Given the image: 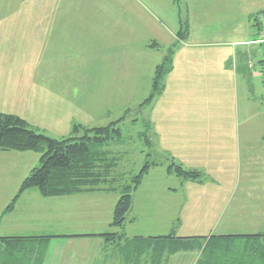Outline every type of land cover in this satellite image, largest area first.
Listing matches in <instances>:
<instances>
[{"label":"rangeland","instance_id":"obj_1","mask_svg":"<svg viewBox=\"0 0 264 264\" xmlns=\"http://www.w3.org/2000/svg\"><path fill=\"white\" fill-rule=\"evenodd\" d=\"M57 1L59 0H0V79L16 83L13 84L15 87L22 85L19 83L28 85L22 94L14 93L5 98L2 110L15 113L38 129V132L56 140L69 138L75 125L93 129L117 122L114 128H121L122 138L111 142L104 149L118 159V172L127 174L119 182L121 187L128 184L131 177L137 175L146 162H163L167 156L165 151L167 142L165 144L164 141L163 145L158 138L157 142L154 141L153 145H149L145 139L140 138L142 132L149 130L147 122L151 124V120L153 127L149 132L153 138L157 131V120L152 119L151 111L157 106L159 98L152 105L140 108V105L151 95L157 67L171 53L174 68V64L185 54L184 50L187 48L184 47L194 42L201 35L202 29L208 30L212 41L217 43L223 40L227 42L242 40L250 33L256 35L258 33L256 17L264 11V0H188L190 6L198 11L197 15H194L196 17L194 25L190 7L184 4L186 2H183L184 0L178 4L179 10L177 4L169 3L155 7V9L144 7L139 11L136 9L132 20L131 9L128 6V1L132 2V0H79L81 3L76 15L94 18L96 24L83 21L78 23L79 25L72 26L69 25L70 21L64 18L73 9L59 7L56 5ZM54 17L58 20H54ZM179 20H182V25H186L189 31L182 41L179 38L174 40L172 35L176 32L178 37L181 25H179ZM192 30H194L193 33ZM123 34H125L124 38L121 37ZM190 35L193 36L191 39ZM252 35L250 40L253 39ZM100 37L103 39L102 42L98 40ZM156 40H159L162 45L158 43V50L148 46ZM87 42L92 45V49H86L85 43ZM108 44L110 49H108ZM262 47V45L255 46L258 49ZM213 48L201 49L206 54L203 58L207 66L210 63L209 54ZM179 50L180 52L183 50L180 59L176 57ZM248 57V62L251 64H255L259 59V55L254 57L248 55ZM186 60L189 63L191 61L189 58ZM222 64L230 67L225 64L224 60ZM177 67H179L178 63ZM2 68L5 69V73H2ZM224 74L227 77V73ZM230 76L229 73L228 78ZM261 78H263L262 73H260ZM163 83L165 87L169 85V75L164 78ZM258 84L260 86V82ZM258 90L261 88L254 87V92ZM202 91L200 92V112L227 113L230 114L233 122L237 120V110L241 113L243 103L242 99H235V92L229 96L231 88L224 89L221 92L222 97L218 96L212 85L203 87ZM238 92L239 97L242 98L241 85ZM218 97L221 104H212L215 100L218 101ZM223 97H234V99L226 100ZM121 119L123 120L119 121ZM211 126L215 128V131L208 133L206 126L203 137L205 139L210 136L214 137V147H191L195 155L198 156L206 150L213 149V152L220 150V147H217L220 138L230 142L229 137L233 136L230 127L226 131L218 129L220 123H217V120H213ZM192 140L193 137H191ZM204 145L210 146V143L204 140ZM24 153H30L31 171L41 166L40 161L34 165L39 154ZM167 177L162 166L151 168L143 179L144 191L140 198L146 203L145 196H151L149 189L156 187L152 192L157 196V201L167 206L170 204L168 200H172L170 201L174 210L172 217L175 223H179V208L183 194L170 197L163 193L167 186L175 184L173 181L178 182L175 177H173L175 180H169ZM178 179L183 181L181 178ZM246 189L247 186L242 183L239 190L245 191ZM1 192L0 216L2 219L7 207L14 199H6L8 196L2 198ZM202 192L203 189H198L190 191V194L199 195ZM206 192L209 193L208 188ZM117 197L118 202L119 195ZM139 202L137 198V204ZM91 208L92 206L86 204L81 211L85 213ZM99 208H102L101 204ZM136 212V209L134 212H129L128 224ZM183 216L182 214L181 218ZM228 217L225 216L222 223ZM138 221L134 222L131 234L140 236L157 234V231L148 228L142 217ZM4 224L5 221L1 223L2 226ZM64 225L61 228H70ZM238 227L243 228V226ZM220 228L215 235L249 233L244 230L228 231ZM111 232L115 230L112 229ZM186 233L180 227L177 228L178 236H190L184 235ZM202 234L209 235L210 233L203 232ZM190 253L197 254L199 259V252ZM172 257L168 259V262Z\"/></svg>","mask_w":264,"mask_h":264},{"label":"crops","instance_id":"obj_2","mask_svg":"<svg viewBox=\"0 0 264 264\" xmlns=\"http://www.w3.org/2000/svg\"><path fill=\"white\" fill-rule=\"evenodd\" d=\"M183 2L190 7L195 25L196 17L194 15H197L198 11L190 6L188 0ZM80 3L79 0H61V2L59 0L56 5L73 9L64 18L70 21L69 25H79L78 23L83 21L96 24L94 18L76 15ZM168 3L177 4L176 0L128 1L131 20L136 9L138 11L142 7L155 9V7L158 8ZM120 4H122L121 1ZM177 9L179 10L178 4ZM54 20H58L57 17H54ZM181 21L179 20V25H182ZM181 25L179 29H181ZM200 32L201 35L194 42H190L184 47L187 49H183L185 54L182 58L183 50L178 51L176 57L181 58L177 61L179 67H177V63L174 64V68L169 74L170 83L159 98L157 106L153 107L151 116L153 120H157V131L154 134L153 142H157L158 138L163 145L164 141L165 144L167 142V147H165L167 156L172 157L177 163H181L187 170L205 173L206 180L203 183L187 182L167 174L166 168L169 162L165 163V159L162 162L163 165L165 164L162 165V168L165 169L167 178L175 180L173 178L175 177L179 183L176 180L173 181L175 184L167 186L163 193L170 197L183 194L179 208V227L183 232H187L184 235H190L185 237L210 236L216 234L220 227V229L225 228L223 230L228 231L244 230L249 232L247 234H256L264 230V82L262 78L260 79L264 46L261 50L255 48L256 45L253 44L258 33L256 35L250 33L242 40L237 39L232 42L223 40L217 43L212 41L208 30L202 29ZM172 35L173 39L177 40L176 32ZM251 35L252 40H250ZM121 37L124 38L125 34ZM192 37L190 35V39ZM98 40L102 42L103 39L100 37ZM108 40L110 43V37ZM155 43L160 44V41L156 40ZM153 44L154 41L148 46L158 50L156 45L151 47ZM85 45L86 49H92L89 42ZM211 47L214 48L209 54L210 63L207 66L206 60L203 58L206 54L201 49ZM108 49H110L109 44ZM248 55L251 57L259 55V59L255 64H251L248 62ZM186 57L191 60V66ZM223 60L230 67L224 66ZM2 73H5L4 68H2ZM224 73H227V77ZM229 73L231 76L228 78ZM258 82H260V86H258ZM13 84L16 83L0 79V113L15 115V113L2 110L4 100L14 93L22 94L28 88V85H23L27 83H19L22 84L19 87H15ZM209 85L213 86L218 96L222 97L221 92L226 88H231L229 96L235 92V99H242L243 105L241 113L240 110H237L236 123L227 113L212 114L199 111L200 92H203V87H210ZM240 85L242 98L238 95ZM254 87H259L261 90L254 92ZM223 98L234 99V97ZM215 103L221 104L219 97L218 101L215 100L212 104ZM213 120L220 123L218 129L226 131L230 127L233 136L229 137L230 142L219 137L217 147H220V150L214 152L213 149L206 150L197 156L192 152L191 147H214V137L210 136L208 139L203 137L206 126L208 133L215 131V128L211 126ZM152 127L151 120L150 130ZM190 136L193 137L192 141ZM204 140L208 141L210 146H208L209 144L205 146ZM194 143H196L195 146ZM29 156L30 153L24 152H0L2 198L8 196L6 199L13 200L17 196L20 185L32 172ZM39 161L41 164L40 155L36 157L34 165ZM143 182L133 195L131 211L134 212L136 209L137 212L134 213L129 224L127 220L123 232L129 238L152 237L131 234L134 222L142 217L148 228L157 231V234H151L153 237L168 235L175 225V220L172 217L174 210L170 202L172 200H168L170 204L167 206L159 204L161 202L157 201V196L152 192L155 187L149 189L150 197L145 196L147 202H142L140 197L144 191ZM242 183L247 186L245 191L239 190ZM207 188L209 193L206 192ZM198 189H203V192L199 195L190 194V191ZM117 195L112 192H93L69 197L44 198L36 190L27 191L17 200L12 212L3 214L2 219L0 216V237L54 236L55 238L48 244L43 264H122L117 255H113L114 249L106 247L103 238L91 236L110 233L113 229L111 222L117 204ZM137 198L140 201L138 204ZM86 204L92 208L84 213L81 210ZM100 204L102 205L101 209L99 208ZM147 209L150 210L147 211ZM182 214L183 218H181ZM225 216L229 217L222 223ZM4 221L5 224L2 226L1 223ZM63 224L70 228H61ZM238 226H243V228ZM109 229L110 232H108ZM203 232L210 234H202ZM197 259L198 255L195 253H180L173 256L168 264H196Z\"/></svg>","mask_w":264,"mask_h":264},{"label":"trees","instance_id":"obj_3","mask_svg":"<svg viewBox=\"0 0 264 264\" xmlns=\"http://www.w3.org/2000/svg\"><path fill=\"white\" fill-rule=\"evenodd\" d=\"M180 1L176 0L177 4ZM259 15H264V11ZM256 25L258 28L259 25ZM183 26L178 33L181 41L189 33L187 26ZM155 45L159 47L156 43L152 47ZM172 70L170 53L157 67L151 95L140 108L152 105L162 96L166 88L164 78ZM115 126L117 122L93 129L75 125L69 138L56 140L38 132V129L17 115L0 113V152H35L41 156V166L23 181L5 214L12 212L16 201L30 190L38 191L44 198L112 192L119 195L111 222V227L117 232L91 236L103 238L106 247L114 249L113 255H117L122 264H167L173 255L190 252L200 253L196 264H264V230L256 234L181 237L177 235L180 223H175L170 234L165 236L127 237L123 228L133 207V194L150 169L163 163L146 162L128 184L119 186L120 180L127 174L118 172V159L104 149L111 142L122 138L121 128ZM148 128L150 130L149 122ZM149 130L142 132L140 138L153 145ZM166 162H169L166 168L169 175L187 182L203 183L206 180L205 173L187 170L172 157L166 156ZM53 238L0 237V264H43L48 244Z\"/></svg>","mask_w":264,"mask_h":264},{"label":"built area","instance_id":"obj_4","mask_svg":"<svg viewBox=\"0 0 264 264\" xmlns=\"http://www.w3.org/2000/svg\"><path fill=\"white\" fill-rule=\"evenodd\" d=\"M256 24L259 25L258 29V38L253 42L254 45L258 46H264V15H259L256 20ZM262 66V76H263V82H264V57L261 61Z\"/></svg>","mask_w":264,"mask_h":264}]
</instances>
